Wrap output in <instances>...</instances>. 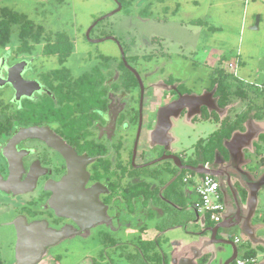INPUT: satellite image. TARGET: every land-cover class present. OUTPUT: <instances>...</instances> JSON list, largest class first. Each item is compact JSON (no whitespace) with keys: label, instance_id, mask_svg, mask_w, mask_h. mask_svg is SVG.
Segmentation results:
<instances>
[{"label":"flooded vegetation","instance_id":"flooded-vegetation-1","mask_svg":"<svg viewBox=\"0 0 264 264\" xmlns=\"http://www.w3.org/2000/svg\"><path fill=\"white\" fill-rule=\"evenodd\" d=\"M114 1L116 5L120 3ZM145 1H137L136 5ZM13 26L17 42L11 40V43L0 45V203L4 208L0 233L8 241L7 250L12 259L0 264H20L16 258L18 236L12 224L19 215L25 217L27 223L44 221L55 230L66 227L69 233L56 244L46 246L41 261L36 264H45L46 261L54 264V259L60 264L59 248L67 249L73 244L77 250L85 249L91 240L99 242L98 246H93L96 248L94 257L86 256L77 264L84 260L89 264H116L115 258L126 259L124 255L129 252L136 259H126L125 264H217L210 259L216 256L221 246H225L227 252L219 264H233L245 241L239 236L235 241V227L220 228L214 238L211 237L208 228L217 223L196 213L192 206L193 188L184 181V176L197 174L185 167L202 165L217 170L219 175L212 176L221 178L216 180L225 210L231 200L236 212L237 204H241L236 200L240 198L242 201L244 189L239 182L243 176L233 171L238 169L240 160L231 161L227 150V156L215 152L212 161L202 162L201 148L207 144V136L198 138L188 148H182L175 146L176 138L169 133L172 121L179 117L192 123L202 119L215 120L214 113L219 118L214 105L222 110L228 104L221 107L217 103L215 91L220 77H216L214 69L215 76L208 74L207 81L197 87L200 79L190 82L163 74L162 63L156 61L163 53L128 55L114 37L113 41L124 53L120 51L119 59L97 54L100 63L76 74L68 65L74 39L70 36L58 38L54 33L47 37L49 32H44L39 39H29L27 48H24L23 43L28 39L17 36L19 25H11V33ZM92 28L89 37L85 36L89 41L97 42L90 39ZM160 39L152 36L148 46L153 49L156 41L162 45ZM125 47L129 51L128 45ZM153 58L156 61L153 68L138 69L134 65L139 59L148 63ZM15 65L23 67L13 68ZM128 66L138 72L142 85ZM121 67L129 71L124 69L126 77H122ZM17 70L22 85L19 91L9 81V72L16 73ZM225 78L224 81L228 82ZM27 84L29 86L25 87ZM199 96L201 98L197 101ZM181 97L191 101L170 114L168 129L158 131L160 109ZM246 120L243 128L238 130L244 131ZM31 127L36 129V135L16 139L20 131ZM249 151L254 152L244 150L247 159H251ZM250 161L254 165L251 167L260 166L252 159ZM248 167L253 171L247 163L244 168ZM143 168L149 182L136 172ZM228 178L235 189V197ZM140 181L149 183L150 189H157L153 192L154 198L150 196L145 200L135 196L134 188ZM29 188L32 189L23 192ZM184 192L193 199L190 210L182 213ZM81 213L84 218L81 217L83 220L78 224L72 215ZM168 214L175 219L185 218V227L194 231L190 230L194 242L202 238L205 243L224 240L227 244L212 243L207 252L196 255L191 263L179 261L184 257L169 260L163 247L168 241L165 234L183 223L158 228ZM121 216L126 220L121 221ZM195 224L201 226L200 231L195 230ZM147 227L155 231L152 237L147 236ZM120 232H123L122 236H115L114 233ZM142 240H154V249L140 245ZM233 247L236 255L230 260ZM151 251L158 252L160 258L166 260L158 261V256ZM153 255L155 259L151 260ZM253 264H259L258 260Z\"/></svg>","mask_w":264,"mask_h":264},{"label":"rangeland","instance_id":"rangeland-1","mask_svg":"<svg viewBox=\"0 0 264 264\" xmlns=\"http://www.w3.org/2000/svg\"><path fill=\"white\" fill-rule=\"evenodd\" d=\"M146 4L147 0L138 6L135 1H129L119 11L98 21L92 28L90 39L113 36L128 55L161 52L165 55H160L156 61L162 63L163 74H170V76L190 82L200 79V84L197 87L207 81L208 74L215 76L213 71L215 68L224 74L233 73L238 80L246 85L248 82L257 86L264 84V0H164L163 2H153L150 13L146 16L143 15L142 18L139 11L141 6ZM116 8L114 0H0V20L4 17L3 10L9 9L21 15L24 14L34 24L40 25L45 33L65 32L74 39V47L68 65L72 72L78 74L80 70L100 63L97 54L114 56L119 59L120 49L116 42L110 39L91 42L85 36L91 25ZM257 15H259L258 28L251 29ZM10 25L19 24L11 23ZM14 27L11 37L17 42ZM152 36L161 38L162 45L156 41L153 46L156 49L148 46ZM125 45H128L129 51L126 50ZM154 50L157 51L154 52ZM1 52L2 48L0 47ZM88 55H92V57L88 58ZM162 57L164 58L162 59ZM128 59L132 62L131 58L128 57ZM218 60L219 64L216 63ZM156 61L153 58L152 61L145 63L139 59V62L133 64L138 69L153 68ZM214 63L217 65H213ZM235 64L236 69L234 68ZM120 70H122V77H126L127 72L122 67ZM158 74L159 72L152 74V79ZM216 77H219L218 73H216ZM236 81V79L228 77L232 92L238 89V81L237 83ZM244 88L247 89V86ZM247 91L248 97L246 98L232 95L226 107L227 111L224 109L218 111L217 121L202 119L192 123L183 117L174 119L169 133L176 138L175 146L188 148L198 138L208 137L210 133L220 127L221 120L234 119L237 114L244 111L241 108L246 104L254 102L258 107H262V104L259 105V102H262L261 98L258 100L253 94L255 92ZM260 110L261 115H264V108L262 107ZM251 157L254 158L252 155ZM261 170H264L263 166H260L259 171ZM233 171L240 175L237 170ZM136 172L149 182L144 168L137 169ZM182 175L184 172L181 173ZM216 179L221 180L220 177H216ZM227 195H230L229 192ZM184 196L182 213L190 210L189 205L193 199L185 192ZM3 199L5 200L4 197ZM3 209V203H0V221L3 219ZM255 218L262 225L258 230L259 234L264 236L263 191L258 193ZM120 220L126 219L121 216ZM194 228L197 232L201 230L199 224H196ZM154 232L152 227H147V236H153ZM1 234L0 262L10 261L12 259L7 250L8 241ZM114 234L120 237L123 232ZM235 234L245 241V244L240 247L241 254L244 247L248 248L249 246H246L248 243L240 235L239 229ZM169 235L171 239L181 236V228L172 231ZM89 243L90 245L85 249L77 250L73 244L67 249L59 248L57 255L60 264H77L86 256L94 257L96 248L93 246H98L99 242L91 240ZM255 252L258 260L264 261L263 251L257 249ZM125 258L134 260L136 256L129 252ZM126 259L117 257L115 262L116 264H125L127 263ZM139 259L141 260V258ZM53 262L57 264L55 259ZM82 264H89V262L84 260Z\"/></svg>","mask_w":264,"mask_h":264},{"label":"water","instance_id":"water-1","mask_svg":"<svg viewBox=\"0 0 264 264\" xmlns=\"http://www.w3.org/2000/svg\"><path fill=\"white\" fill-rule=\"evenodd\" d=\"M121 9V4L118 2L117 4V8L107 14H105L104 16L100 17L96 22L111 16L112 14H114L115 12L119 11ZM95 22V23H96ZM94 23V25H95ZM258 23H259V15L256 16L255 22L253 25H251V29H257L258 28ZM91 25L89 27V29L86 31V36L89 37V31L91 30V28L94 26ZM106 39H111V40H115L113 36H106L104 38H100V39H96L93 41H103ZM120 47V51L122 54L123 51L121 50V46ZM24 64L23 63H20ZM20 69L23 66H20ZM17 65L13 66V68L18 67ZM132 72L135 73L136 77L139 79L140 81V77L138 72L131 68L130 66H128ZM12 70V69H11ZM19 71L17 70L16 73H12L9 72V81H11L15 88L19 90H21V86L20 85V75L18 73ZM16 78V79H15ZM25 84V83H24ZM141 84V81H140ZM142 85V84H141ZM29 86V84H27L25 87ZM21 93H27L29 94V92H21ZM201 98V96L196 97L197 101ZM188 101H191V99L188 98H184L181 97L180 99L176 100L175 102L163 107L162 109H160L159 112V124L157 126V130L161 131V129L166 130L169 127V123H168V118L170 116V114H173V112L175 111V109H177L178 107H180L181 105H186V103ZM215 106V110L219 111V108ZM247 127V126H246ZM37 134V131L35 128H27L25 130L20 131L17 135H16V139H19L21 137H25V136H34ZM253 134H252V130L250 128H247L245 131H240V130H236L232 133L231 138L228 139L225 142V147L227 148V150L230 153L231 156V161H236V159L240 158L242 155V148L250 145L249 142L252 138ZM162 158V157H161ZM159 158V159H161ZM156 160L152 161L151 163H154ZM176 162L179 165V162L176 160ZM149 164V163H147ZM146 164V165H147ZM143 166V165H142ZM188 170H192L198 174H211V175H219V172L217 170H212V169H208L203 167L202 165H198L197 167H185ZM238 170V169H237ZM240 177L241 175L242 180H239V182L241 181L242 187L248 192V196H247V201H246V205L244 206L246 208V212H242V205H238L237 204V209L235 212V216L233 218L230 219H224L226 212L223 214V218L222 221H220L219 223H217L215 226L208 228L211 231V237L214 238L215 233L218 231V229L220 228H225V227H239L241 232L243 234H245L252 243H258V242H262V241H255L253 239L254 237V233H252L251 227H250V222L252 217L254 216V213L256 211V207H257V203H258V193L259 190L264 189V174L260 175V177H255L252 176L251 174H249L246 171H240V169L238 170ZM12 177L15 175H11ZM230 178H228V183L229 186L232 187L230 184ZM32 188L26 189L25 192L30 191ZM15 191V190H14ZM231 191L235 197V189H233V187L231 188ZM60 192H62V190H60ZM16 193H20V192H16ZM237 203H241V199L239 198V200H236ZM74 206V204H73ZM78 210V209H77ZM59 214H61V211H58ZM240 214H242V217L240 216ZM65 215V214H62ZM74 217V219L77 221L78 224H80V221L83 220L82 218H84V213H81V215H72ZM82 217V218H81ZM233 219V220H232ZM12 224L14 225L16 232H17V246H16V253H17V260L20 264H36L38 262L41 261L42 259V255L44 253L45 247L49 246V245H54L56 244L59 240H61L64 237L69 236V233H67L66 231V227H63L59 230H55L51 227H48L47 223L44 221H34L31 223H27L25 217H23L22 215L17 216L13 221ZM212 243H221L222 245L227 244V242H225L224 240H219V241H213L210 240L209 242L205 243L204 241L201 243L202 248H208L210 247V245H212ZM233 249V254L230 257V260H232L235 255H236V248H232ZM213 252V251H211ZM227 252V248L225 246H221L217 249V253L216 256L212 257L210 259L214 260L217 264L220 263L221 260H223V257L225 256ZM214 254V252L212 253V255ZM182 260H187L185 258H180L179 261Z\"/></svg>","mask_w":264,"mask_h":264},{"label":"trees","instance_id":"trees-1","mask_svg":"<svg viewBox=\"0 0 264 264\" xmlns=\"http://www.w3.org/2000/svg\"><path fill=\"white\" fill-rule=\"evenodd\" d=\"M121 5L124 6L126 3H128L129 1H140V0H119ZM164 0H147V4L144 6L142 5L139 11L140 15H148L150 13V7L151 4L153 2H163ZM4 17L3 19L0 20V45L4 46L8 43H11L12 38H11V23L12 24H19V33L17 34V36H19L20 38H27L28 40L26 42L23 43V47L27 48V43L29 41V39H39L41 38L42 34L44 33L43 28L40 25L34 24L31 20H29L24 14H19L16 12H13L12 10L9 9H4ZM194 22V21H193ZM192 22V23H193ZM200 23V21H198ZM52 33H48L46 36L49 37L51 36ZM55 37L58 38H67L68 35L63 33V32H55L54 33ZM68 47V46H67ZM70 47V45H69ZM124 68V67H123ZM125 69V68H124ZM126 71H128L127 69H125ZM215 73L219 74V79H218V84L216 86V91H215V95L217 96V103L219 106L224 107L225 105H227L229 102V98H231L232 95H237V97L240 98H246L248 97V91L249 93H253L255 96H258L261 98L262 103H263V108H264V88L261 87H255L254 85H252L251 83H247V85L245 83H243L241 80H238L233 73L232 74H228V73H223L221 70L219 69H214ZM129 72V71H128ZM225 77H232L234 79H236L238 81V89L237 91H231L230 87L231 85L228 82H225L224 79L226 80ZM224 78V79H223ZM236 81V83H237ZM241 81V82H240ZM239 83H242L239 85ZM244 86H247V89L244 88ZM260 88V89H259ZM260 107H255V103L252 102L250 103L246 109H244V111H242L241 113L237 114L235 116L234 119L231 118H225L223 120H221L220 122V127H218L217 129H215L212 133L209 134L208 136V142L205 146H203L201 148V154H202V162L208 161V160H213L214 157V153L218 152L219 154H223L227 156V148L224 145V142L230 138V136L232 135V133L238 129H242V124L243 122L248 118V116L250 115V113H252V117H257V116H261V110ZM255 110V111H254ZM215 116V120H218V115L216 113H214ZM260 140H264V134L260 135ZM181 181V178H180ZM175 183V182H174ZM173 183V184H174ZM172 187H175L174 185H172ZM135 196L141 197L142 199L147 200L150 196H153V192L155 190H157L156 188L154 189H150L149 188V183L144 182V181H140L139 183H137L135 185ZM243 192V196H245V189H242ZM145 202V201H144ZM208 219V218H207ZM185 218H179V219H175L173 217L170 216V214H168V216L163 220L161 226H159L158 228H166L169 226H172L176 223H182L184 222ZM213 223V222H212ZM158 241V240H157ZM155 241L154 240H142L140 241V245L143 246H149L152 249H154L155 246ZM151 254H155L158 256L157 260H166L165 257L164 259L160 258L158 252L151 251ZM246 256H250L252 255V253L250 251H246L245 253ZM127 256V255H124ZM128 259V258H127ZM130 259V258H129ZM151 260H154V255L150 257Z\"/></svg>","mask_w":264,"mask_h":264},{"label":"crops","instance_id":"crops-1","mask_svg":"<svg viewBox=\"0 0 264 264\" xmlns=\"http://www.w3.org/2000/svg\"><path fill=\"white\" fill-rule=\"evenodd\" d=\"M216 63L219 64V60ZM216 63H214L213 65H217ZM234 68L236 69V64H235ZM252 85L257 87V85H255L253 83H252ZM258 87L264 88V84L262 83V84L258 85ZM256 98L258 100L260 99V97H258V96H256ZM257 102H259V101H257ZM261 104L263 105L262 102L261 103L259 102V105H261ZM248 105L249 104H246L244 107L241 108V110L242 109L244 110ZM226 107L224 108V111L225 110L227 111L228 108L226 109ZM255 107H258L256 105V103H255ZM251 115L252 114H250V116L246 120L244 131L247 128H250L252 130L253 136H252V138H251V140L249 142L250 145H247V146L242 148V155L239 158V160H240L239 163H237V168L240 169V171L248 172L252 176L260 177V175L264 174V170L259 171L260 166L264 167V140H260V135L264 134V115L257 116V117H252ZM244 150H251V151L254 150L253 153H251L249 151L250 152L249 153V157L251 155L254 157V158L251 157V159L255 162V165L256 164L257 165L260 164V166L258 168L251 167V166H254V165L252 164V161H250L251 159H247V157L244 156V154H245ZM247 163H248V166H250L253 169V171H251L249 169V167L248 168H244V166H247ZM254 170H255L256 174H254L255 173ZM260 191L264 192V189L259 190V192ZM247 196H248V192L246 191L245 196H243V199L241 201V205H242V208H243L241 213L246 212V208L244 206L246 205ZM228 202L230 203V205L225 210V212L226 211L227 212H226V214L224 216L225 217L224 219H226V218L230 219V218H233L235 216V211L233 209V206H231V204H232L231 200H228ZM257 207H258V203H257ZM257 207H256V211H257ZM256 211L254 213V216L251 219L250 227H251L252 233H254L253 234L254 235L253 239L255 241H262V242L252 243L250 241V239L245 234H243L241 232L240 235L248 243V244H246V246H249L248 248L244 247V249H243L241 254H245L246 251H250L252 253V255L255 256L256 259L258 260L255 251H257V249L258 250L260 249L264 253V236L259 234V231H258L261 228L262 225L260 224V221L255 218ZM240 216L242 217V214H240ZM185 225L186 224L183 223V225L177 226L174 230H172V231H176L179 228H181V236H179V237L176 236V238L173 237L174 239H171V237L169 235L172 232L171 230H169L165 234L166 239H168V241L164 244L163 247H164V250L166 251V254H167L169 260H171L173 258H177V257H184L187 260H183V261H189L191 263V262H193L195 260L196 255L201 254L202 252H207L209 250L208 248L207 249L206 248H202V246H201L202 245L201 243L203 242L202 238L200 240H198V241L196 240L194 242L195 239H193V237H192V231L193 230L190 229V228L187 229L185 227ZM235 228L240 230L239 227H235ZM190 230H192V231H190ZM235 236H237V235H235ZM150 237H152V236H150ZM171 242H172V245L170 244ZM190 250L193 251V254H195V255L191 254ZM258 263L259 264H264V261H259L258 260Z\"/></svg>","mask_w":264,"mask_h":264},{"label":"built area","instance_id":"built-area-1","mask_svg":"<svg viewBox=\"0 0 264 264\" xmlns=\"http://www.w3.org/2000/svg\"><path fill=\"white\" fill-rule=\"evenodd\" d=\"M184 181L190 183L193 188L194 200L192 206L202 218L218 223L225 213L223 197L219 190L218 181L211 174H186ZM204 219V218H203ZM239 238L235 236V241ZM256 258L253 255L239 254L233 264H253Z\"/></svg>","mask_w":264,"mask_h":264}]
</instances>
